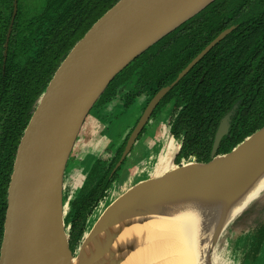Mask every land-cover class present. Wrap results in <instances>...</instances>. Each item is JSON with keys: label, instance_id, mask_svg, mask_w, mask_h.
Masks as SVG:
<instances>
[{"label": "water", "instance_id": "1", "mask_svg": "<svg viewBox=\"0 0 264 264\" xmlns=\"http://www.w3.org/2000/svg\"><path fill=\"white\" fill-rule=\"evenodd\" d=\"M214 1L120 0L71 50L39 97L17 151L7 190L0 264H81L106 241L118 240L109 233L119 220L143 216L155 207L196 204L215 196L236 195L264 178L263 127L207 166L193 165L172 176L165 175L168 179L135 186L106 209L75 256L70 257L68 237L63 229L61 186L87 115L123 69ZM232 30L233 27L220 33L169 86L153 97L130 134L115 169L159 101ZM234 110L235 107L219 124L212 155L228 132L229 117ZM230 207V204L224 206L214 218L215 231L229 218ZM263 214L264 196L224 230L232 222L237 227L238 219L243 220L244 228L249 225L248 231L258 228L264 225L260 221ZM218 240L204 264H211L209 256ZM127 262L123 259L115 264Z\"/></svg>", "mask_w": 264, "mask_h": 264}, {"label": "trees", "instance_id": "2", "mask_svg": "<svg viewBox=\"0 0 264 264\" xmlns=\"http://www.w3.org/2000/svg\"><path fill=\"white\" fill-rule=\"evenodd\" d=\"M119 1L50 0L39 18L48 27L45 32L40 27L41 46L30 58L28 92L20 94L23 107L16 106L7 117V126L0 129V245L7 190L18 148L33 114V103L44 93L71 50ZM232 26L233 32L164 98V102L173 103L171 136L181 140L178 154L171 161L173 165L181 167L194 157V165L204 167L227 155L264 126V0L214 1L123 69L93 107L118 99L123 87L135 95L153 96L170 85L217 35ZM201 75L205 77L202 83ZM35 86L37 91L32 94ZM235 104L238 108L228 135L211 157L218 124ZM73 218L68 235L71 258L87 224V217L80 212L74 213ZM254 234L257 241L253 255L264 239V225Z\"/></svg>", "mask_w": 264, "mask_h": 264}, {"label": "rangeland", "instance_id": "3", "mask_svg": "<svg viewBox=\"0 0 264 264\" xmlns=\"http://www.w3.org/2000/svg\"><path fill=\"white\" fill-rule=\"evenodd\" d=\"M47 1L16 0L17 10L23 18L29 19L39 14ZM147 102L148 97L140 98L125 112H122L123 110L118 100H111L103 106L92 108L81 127L73 153L70 156L67 172L70 169L71 172L65 178L67 184L65 193L69 190L75 192L76 188L81 185L78 183L83 182L85 177L82 178L79 175L80 167H82L81 173L85 175L94 161V157L97 156L105 160L112 158L115 150L123 144L125 135H128L134 127ZM165 108L152 118V122L150 121L151 123L146 127L138 144L136 143L132 155L110 188L108 201L101 204L95 210L94 216L87 222L80 246L96 221L118 198L135 186L144 184L148 186L154 180L162 181L168 179L169 177L165 175L171 173L172 176V174L179 173L180 169H189L194 165L193 160L188 161L181 167L172 164L171 158L176 153L179 142L174 141L169 136L167 122L171 105H167ZM107 146L113 148H110V151H106ZM78 175L80 176L79 180L82 182L76 180ZM79 196V193L75 194L71 197V200H75ZM262 218L260 221L264 222V214ZM232 223L220 235L217 245L210 254L211 264H264V240L258 249L257 255L254 256V239L252 236L246 237L245 235V231L249 230V225L237 231L234 226L235 223ZM243 251H245L244 255L248 258L245 262L242 257ZM247 253L248 255H246ZM145 258L144 256L140 257V264H146Z\"/></svg>", "mask_w": 264, "mask_h": 264}, {"label": "flooded vegetation", "instance_id": "4", "mask_svg": "<svg viewBox=\"0 0 264 264\" xmlns=\"http://www.w3.org/2000/svg\"><path fill=\"white\" fill-rule=\"evenodd\" d=\"M49 1L50 0L47 1L46 5L44 6V8L42 9V11L39 14H37L35 17L25 19L22 17V15L17 10L16 0H0V129H4L7 126L8 115L12 111L15 110L16 106H20L22 104L21 103L22 98H21L20 94L21 93L24 94L25 91L28 92V89H27L28 83H29L28 65L30 63V58L35 56L36 51L41 46V43H40V40H41L40 27L41 26L43 27L42 32H45L44 30L47 29V27H48V26L46 27V22L43 20L39 21V18L42 17V13H43L44 9L46 8ZM232 27L234 30L235 27L234 26H232ZM229 28H231V27H229ZM35 30H37V31L35 32ZM233 30L231 32H233ZM31 31H32V35H31ZM224 39H222L221 41H223ZM217 45H215L213 48H215ZM207 46L208 45H206L200 52H202ZM202 59L200 61H202ZM192 60L189 63H191ZM199 62H197L196 65ZM196 65H194L188 71V73L190 71H192V69ZM188 73L182 79H184L188 75ZM204 78H205L204 75H201L199 78V82L202 83L204 81ZM165 87H167V86H165ZM36 91H37V86H35L33 88L32 94H34ZM159 91H157L153 96H150L146 93L135 95V94L131 93L130 91H128L125 87H123L121 89V94L119 95L118 99H116V100H118L119 104H121L120 106L123 110L122 112L128 111L137 102L138 99L148 97V102H147L144 110L140 113L138 120L136 121L134 127L129 132V134L125 135L123 144L121 146H119V148L117 150H115L111 159L105 160V159H102V158L97 157V156L94 157L93 158L94 161L91 163V166L89 167L88 171H86L85 175L83 173H81L82 167L79 166L80 167V174L79 175L82 178L83 177H85V178L82 182L79 180L80 176L78 175V179H76V180L82 182V183H78L81 185L76 188L75 192H73V190H69L68 192H70V194H68V192L65 193V189L67 186V184L65 182V178H66L67 174L69 172H71V169H70V171L67 172L68 165L70 162V156L73 152L70 154L68 162H67L66 167H65L64 178L62 180V186H61L62 216H63V227H64L63 229H64L65 233L67 234V236L69 235V232L71 231V226H72V222H73V221L71 222V220L74 219L73 218L74 213L75 214L77 212L82 213L83 216L87 217V222H88L89 219L92 216H94L93 214H94L95 210L101 204L108 201L109 194H110V188L113 185V183L115 182V180L118 178V176L121 173L122 169L124 168L125 164L129 160V157L132 155V151H133L134 147L136 146V143L138 144V141L140 140L143 132L146 130V127L148 126V124H150L152 122V120H153L152 118L154 116H156L157 114H159L161 110L166 109L165 107H167V105H171V109H170L169 115H168V122H167L168 123L167 126L169 128V131H168L169 136L174 141L179 142L178 149H177L176 153H174V155L172 156L171 159L173 160V158L178 154V151H179V148L181 145V140L180 139L175 140L171 136V133H170V124L174 118V115L172 116L173 103L172 102H164V98L170 92L169 91L156 105V107L154 108V110L150 114L149 118L147 119L146 123L144 124L142 130L138 134V136H137L133 146L129 150L128 154L125 156V158L122 161V163L120 164V166L115 169V166L118 163V161L120 160V157H121V155L125 149V146L127 144V141H128L130 134L132 133L135 126L137 125L140 118L142 117V115H143L146 107L148 106L149 102L153 99V97ZM37 101H38V99H36L33 103V106H32L33 111H34V108L36 107ZM27 103H28V100H26L24 98V104L27 105ZM127 103H128V105H127L128 108L123 109ZM21 107H23V105H21L20 108ZM234 107H235V110L232 112L231 116L229 117V121H228V132L230 129L231 120L235 115V112L238 108V105L237 104L233 105L232 109ZM231 110L229 112H231ZM229 112L227 114H229ZM221 120H220V122H221ZM253 121H254V118L252 116L250 119V122L252 123ZM220 122H219V124H220ZM219 124H218V127H219ZM218 127H217V129H218ZM217 129H216V131H217ZM228 132L225 136L228 135ZM225 136H223L222 139ZM213 141H214V138H213ZM212 147H213V143H212ZM110 148H113V147L110 146ZM110 148H109V146H107L106 151H108V150L110 151ZM216 152H217V150H216ZM216 152L212 155V150H211L210 156L214 157ZM190 160H193V163L195 161L194 157H190L187 161H185V164ZM73 168L75 169V167H73ZM76 178H77V176H76ZM74 193L75 194L79 193L80 196L78 198H76L75 200H73V199L71 200V197L75 195ZM6 208H7V196H6ZM242 221L243 220L238 219V222H242ZM238 222H236V226H237ZM260 227L261 226H259L258 228L252 229V230L248 231L247 234H245L246 237L252 236L255 244L257 241V236L254 238V236H255L254 233ZM243 236H240V237H243ZM248 247H249V245H248ZM257 253L254 256H256ZM244 254H245V251H243V253H242V257L244 258V262H245L248 258ZM246 255H248V253Z\"/></svg>", "mask_w": 264, "mask_h": 264}, {"label": "bare ground", "instance_id": "5", "mask_svg": "<svg viewBox=\"0 0 264 264\" xmlns=\"http://www.w3.org/2000/svg\"><path fill=\"white\" fill-rule=\"evenodd\" d=\"M264 196V178L236 195L182 206L155 207L140 217H126L114 223L115 242H105L81 264H204L226 226L258 198ZM231 213L215 231L213 220L226 206ZM149 255V256H148ZM150 257V258H149ZM139 259V260H138Z\"/></svg>", "mask_w": 264, "mask_h": 264}, {"label": "crops", "instance_id": "6", "mask_svg": "<svg viewBox=\"0 0 264 264\" xmlns=\"http://www.w3.org/2000/svg\"><path fill=\"white\" fill-rule=\"evenodd\" d=\"M243 225H244V222L243 221L242 222H238L237 223L236 230L239 231L243 227Z\"/></svg>", "mask_w": 264, "mask_h": 264}]
</instances>
